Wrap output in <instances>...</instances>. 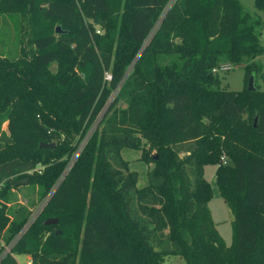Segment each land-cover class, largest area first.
Returning a JSON list of instances; mask_svg holds the SVG:
<instances>
[{"label": "trees", "instance_id": "obj_1", "mask_svg": "<svg viewBox=\"0 0 264 264\" xmlns=\"http://www.w3.org/2000/svg\"><path fill=\"white\" fill-rule=\"evenodd\" d=\"M252 1L262 18L237 0H0V16L31 27L28 50L0 55V200L23 177L44 199L25 230L27 216L9 221L0 204L4 244L14 240L0 264H264V0ZM222 64L243 68L241 90L218 87ZM118 86L123 108L109 98ZM124 148L151 165L141 187ZM206 164L232 216L229 245L207 207Z\"/></svg>", "mask_w": 264, "mask_h": 264}, {"label": "rangeland", "instance_id": "obj_2", "mask_svg": "<svg viewBox=\"0 0 264 264\" xmlns=\"http://www.w3.org/2000/svg\"><path fill=\"white\" fill-rule=\"evenodd\" d=\"M237 1L245 12L249 13L250 15L262 18L261 11L254 7L252 0ZM30 33V24H28V21L24 16H0V55L13 57L17 56L22 49L28 50V40L30 39ZM260 38L262 41H264L263 30H261ZM256 60L260 64L261 69L258 71V75L255 77V84L259 90H264V54L256 57ZM55 67L56 66L54 63L50 65V69L52 71L55 70ZM218 78V87L223 90L239 91L244 86V73L241 66H233L226 71L218 72ZM128 89V86L122 88L120 87V89L118 86L111 92L109 97L110 99H112L114 96H117L115 102L116 107L123 108L125 106L128 96ZM1 128L5 129V123L1 125ZM91 129L86 132L87 135L90 133ZM120 154L125 160L128 161L129 169L137 172V186L141 187L144 185L146 183V171L151 165L146 164L140 159V150L124 148L121 150ZM223 160L228 162L226 158H223ZM41 169V165L36 167L37 172H40ZM214 170L215 165L206 164L203 166V177L209 183L211 188V195L207 202V207L217 232L221 236L225 245H229L231 236L230 221L232 216L225 202L218 193L217 187L215 185ZM22 179L26 180V182L23 184L18 182ZM18 181L16 183L17 186H15L16 188L9 191L8 199L4 202L0 200V204L4 203L5 208L3 213L8 217L9 221H17L19 218L27 216L28 220L22 227V229L25 230L36 217L39 208L44 202V199H40L39 187L37 184L28 183L27 178L25 177L19 179ZM5 235H7L6 231L3 229L0 232V245L3 248V253L9 249L8 245H11L14 242L13 240L7 245L4 244V237H6ZM13 257L18 264H30L29 256L26 254L13 255ZM164 264L185 263L180 257L176 255H169L165 257Z\"/></svg>", "mask_w": 264, "mask_h": 264}, {"label": "water", "instance_id": "obj_3", "mask_svg": "<svg viewBox=\"0 0 264 264\" xmlns=\"http://www.w3.org/2000/svg\"><path fill=\"white\" fill-rule=\"evenodd\" d=\"M55 32H59L60 29L58 26L55 27ZM255 89L254 85H253V75L250 74L247 78V81H246V90L247 91H253ZM39 147H46V148H52L54 146V143H39L38 145ZM19 183H25L26 180L25 179H22L20 181H18ZM57 222V219L56 218H47L45 219L42 224L43 225H52V224H55ZM59 231H56L55 233H58Z\"/></svg>", "mask_w": 264, "mask_h": 264}, {"label": "built area", "instance_id": "obj_4", "mask_svg": "<svg viewBox=\"0 0 264 264\" xmlns=\"http://www.w3.org/2000/svg\"><path fill=\"white\" fill-rule=\"evenodd\" d=\"M229 69V66L227 65V64H222V65H220L217 69H216V71H219V72H222V71H226V70H228ZM212 71H215L214 69H212ZM109 74H107V73H105V79L106 80H108L109 79ZM89 135V134H88ZM88 135L86 134L85 136H86V138L88 137ZM85 136L83 137V140L81 141V144L79 145V148H81V145H82V143H84L85 142V140H86V138H85ZM77 152H78V149L72 154V156H71V160L74 158V157H76V155H77Z\"/></svg>", "mask_w": 264, "mask_h": 264}]
</instances>
